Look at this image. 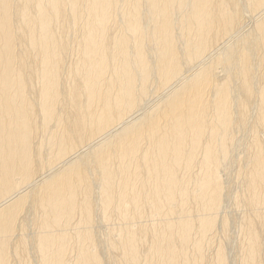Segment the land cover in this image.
I'll return each mask as SVG.
<instances>
[{
  "label": "bare ground",
  "instance_id": "6f19581e",
  "mask_svg": "<svg viewBox=\"0 0 264 264\" xmlns=\"http://www.w3.org/2000/svg\"><path fill=\"white\" fill-rule=\"evenodd\" d=\"M0 264H264V0H0Z\"/></svg>",
  "mask_w": 264,
  "mask_h": 264
}]
</instances>
